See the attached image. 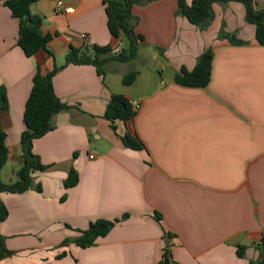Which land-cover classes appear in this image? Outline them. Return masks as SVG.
<instances>
[{"label": "crops", "instance_id": "obj_1", "mask_svg": "<svg viewBox=\"0 0 264 264\" xmlns=\"http://www.w3.org/2000/svg\"><path fill=\"white\" fill-rule=\"evenodd\" d=\"M7 1L0 0V88L8 98L0 128L9 156L1 179L11 184L24 164V112L37 65L52 71L72 48L114 50L125 43L109 31L104 0H61L70 14L56 13L58 0H39L31 12L52 37L53 56L43 51L29 58ZM255 4L264 10V0ZM213 9L214 20L201 29L178 14L177 0L135 5V32L144 37L136 60L109 61L103 75L92 64H70L54 76L55 94L69 108L53 117L52 131L34 140V154L49 168L33 175L28 192L0 194L9 210L0 234L12 252L0 264H161L167 247L173 264L258 260L264 237V46L243 4L215 3ZM222 32L247 44L221 39ZM209 49L208 87L175 83L176 74L194 70ZM149 60L157 73L137 67L136 61ZM130 69L139 75L125 86ZM113 94L139 106L131 122H117L118 135L104 117ZM126 133L144 149L127 148L119 137ZM72 168L80 180L66 189ZM99 219L121 221L93 246L77 245L78 231Z\"/></svg>", "mask_w": 264, "mask_h": 264}, {"label": "trees", "instance_id": "obj_2", "mask_svg": "<svg viewBox=\"0 0 264 264\" xmlns=\"http://www.w3.org/2000/svg\"><path fill=\"white\" fill-rule=\"evenodd\" d=\"M39 0H8L6 6L11 10L13 16L20 22L19 46L29 58L40 52H48V44L52 37L44 35L41 31L43 19L31 12V6ZM155 0H104L107 13V23L110 33L121 39L125 46L118 54L112 55L113 48L110 45L91 47L85 46L81 49L72 48L65 59V63L56 66L52 71H44L42 64L37 65V71L33 80V87L26 102L24 121L25 131L21 136L23 166L17 171V181L7 184L1 179V171L5 167L9 150L7 147V134L0 128V194H23L28 192L33 185V175L36 172H44L49 167L44 166L33 152L34 140L45 136L54 129L52 119L60 111L69 108L55 94L53 78L64 67L70 64L85 65L92 64L97 67L100 75L104 74L105 65L112 60L128 63L136 60L139 56L141 42L144 37L135 32L137 19L133 15L135 5H143ZM238 2L246 9V20L256 27V39L264 46V10H257L255 0H177L178 14L188 19L190 23L201 29L208 28L214 20L215 3L228 4ZM219 37L227 39L232 44L244 45L246 41L238 39L236 35L222 32ZM213 51L207 50L198 60L194 70L181 69L175 76V83L189 88H207L211 82L213 68ZM139 72L134 70L127 74L123 80L125 86H131L138 78ZM8 107V98L4 88H0V111ZM137 115V110L131 101L122 94H113L108 102L105 119L117 134V122H131ZM118 135V134H117ZM123 144L132 150L144 149V144L131 133L119 136ZM80 177L76 169L72 168L64 185L66 189L73 188L79 183ZM41 191V186H38ZM9 216V210L0 198V223ZM128 218L127 215L123 220ZM161 221V217H157ZM121 220L109 221L99 219L90 224L88 229L79 230V236L74 242L82 248L93 246L96 241L107 236L117 223ZM70 241L66 240L64 245ZM260 256L258 260L248 264H264V237L259 246ZM245 248L238 249L239 257L245 256ZM12 255L7 249L6 237L0 234V261ZM66 253L59 255L64 257ZM161 264H173L171 260L170 247L165 250Z\"/></svg>", "mask_w": 264, "mask_h": 264}, {"label": "built area", "instance_id": "obj_3", "mask_svg": "<svg viewBox=\"0 0 264 264\" xmlns=\"http://www.w3.org/2000/svg\"><path fill=\"white\" fill-rule=\"evenodd\" d=\"M55 11H56V13H64V14H70V13L73 12L72 9L69 8V7H66V6L63 4V2H62L61 0H58V1H57ZM83 39H84L85 41H87L88 36H87V35H84V36H83ZM121 50H122V46H118V47H116L112 52H113V54H118V53L121 52ZM131 103H132L133 107L137 110L138 107H139V106H138V103H134V102H132V101H131ZM90 158H91V159H95V158H96V155H95V154H91V155H90Z\"/></svg>", "mask_w": 264, "mask_h": 264}, {"label": "rangeland", "instance_id": "obj_4", "mask_svg": "<svg viewBox=\"0 0 264 264\" xmlns=\"http://www.w3.org/2000/svg\"><path fill=\"white\" fill-rule=\"evenodd\" d=\"M151 51H149V49L147 51H145V55L146 56H151ZM148 58V57H147ZM149 59V58H148ZM137 62V67L140 69L141 67H144L146 65H148L149 68H151L152 70H154L155 73H157V67H156V63L154 61H148V62H144V61H136ZM131 71V69L129 70Z\"/></svg>", "mask_w": 264, "mask_h": 264}]
</instances>
